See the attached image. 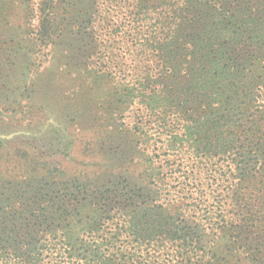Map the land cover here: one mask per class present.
I'll return each mask as SVG.
<instances>
[{
  "label": "trees",
  "instance_id": "trees-1",
  "mask_svg": "<svg viewBox=\"0 0 264 264\" xmlns=\"http://www.w3.org/2000/svg\"><path fill=\"white\" fill-rule=\"evenodd\" d=\"M17 67L0 264H264V0H0Z\"/></svg>",
  "mask_w": 264,
  "mask_h": 264
},
{
  "label": "rangeland",
  "instance_id": "rangeland-1",
  "mask_svg": "<svg viewBox=\"0 0 264 264\" xmlns=\"http://www.w3.org/2000/svg\"><path fill=\"white\" fill-rule=\"evenodd\" d=\"M39 57V56H38ZM40 58V57H39ZM22 68L17 67L16 70L14 71H7L8 78H10V84H11V88L14 90V98H17L19 101H17L15 104H9V103H4L3 105H5L7 107V109H9L8 111H4L1 110V112H3V115L1 116V122H0V140L3 144H5L6 142L10 143V145L13 144H17L20 143V140L22 139V133H24V131L26 130L27 132H35L37 130H41V126H37L34 123L30 122V118L28 120V118H26L24 116V112L27 111V108L29 107L28 105V99H26V91H24V87L25 86V82H22L23 80V72H22ZM47 74V73H46ZM45 74V75H46ZM48 79L50 81H52V75L49 74L47 75ZM46 77V76H44ZM43 81L45 79H42ZM31 90L30 88H28V91ZM19 94H23V100H20L21 97L19 96ZM31 94V93H30ZM25 95V96H24ZM40 94H35L33 97H38ZM50 95V93L48 94V96ZM48 96L46 98H48ZM25 97V98H24ZM32 97V98H33ZM30 104V103H29ZM31 104H35L32 108L29 107L31 109V111L35 112L34 115V119L39 120L40 116H41V112H37L34 110L37 108V102H31ZM1 106V105H0ZM1 109V108H0ZM56 110H52L51 112H49L52 116V119H56L57 113H55ZM53 113H55V115H53ZM29 115V114H27ZM57 118H59L57 116ZM43 118H41L40 120H42ZM52 132L51 129L48 130V133ZM9 145V146H10Z\"/></svg>",
  "mask_w": 264,
  "mask_h": 264
}]
</instances>
